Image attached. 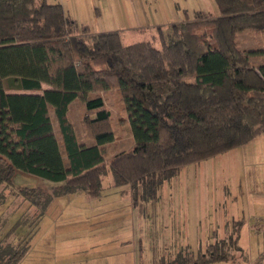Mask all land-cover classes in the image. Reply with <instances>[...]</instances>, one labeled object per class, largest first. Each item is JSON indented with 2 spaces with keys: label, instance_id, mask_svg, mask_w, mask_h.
<instances>
[{
  "label": "trees",
  "instance_id": "1",
  "mask_svg": "<svg viewBox=\"0 0 264 264\" xmlns=\"http://www.w3.org/2000/svg\"><path fill=\"white\" fill-rule=\"evenodd\" d=\"M215 2L218 16L195 12L127 45L121 31L82 29L60 3L0 0V206L10 195L21 198L10 218L24 201L40 218L52 194L98 198L109 172L134 204L155 203L184 167L264 134V49L240 42L247 33L264 39V0ZM109 94L116 95V118ZM79 100L90 145L80 143L68 115ZM121 125L131 127L134 145L106 159L104 146L118 139ZM17 171L56 186L15 189ZM233 223L235 232L210 244L198 264L241 252L243 222ZM13 228L0 238V264H19L30 250Z\"/></svg>",
  "mask_w": 264,
  "mask_h": 264
},
{
  "label": "rangeland",
  "instance_id": "2",
  "mask_svg": "<svg viewBox=\"0 0 264 264\" xmlns=\"http://www.w3.org/2000/svg\"><path fill=\"white\" fill-rule=\"evenodd\" d=\"M149 1L95 0L92 14L82 8L77 20L88 23L94 32L122 27L124 42L131 45L157 36V26L194 19L196 11L203 16L219 15L215 0ZM240 42L243 49H264V39L254 34L241 36ZM105 99L116 118V95ZM81 104L80 100L72 103L68 115L80 142L90 145L82 132ZM117 132L118 139L104 146L106 159L134 145L129 125H121ZM263 164L264 135L255 143L184 167L176 178L164 183L159 200L147 203L144 211L143 203L138 204L142 211L125 209L127 202L132 203L125 194L128 188H114L111 172L104 177V191L98 198L84 191L52 194L40 218L34 207L29 216L21 214L17 222L24 216L23 224L10 218L12 208L7 200L0 206V220H6L0 238L13 227L14 234L27 236L30 250L19 264H198L208 246L235 232L233 221L240 220L241 252L228 262L208 264H264V211L250 202L253 190L261 193L264 189ZM29 183L22 172H16L14 184L19 189L38 185ZM41 188L52 190L45 179ZM139 212L144 214L143 222ZM140 230L143 236L136 243Z\"/></svg>",
  "mask_w": 264,
  "mask_h": 264
},
{
  "label": "crops",
  "instance_id": "3",
  "mask_svg": "<svg viewBox=\"0 0 264 264\" xmlns=\"http://www.w3.org/2000/svg\"><path fill=\"white\" fill-rule=\"evenodd\" d=\"M52 1L62 4L64 6L65 10L80 25V27L82 29H89V32L91 34H97V33H102V32H111V31H123V30H125V29H121L122 27H119L117 29L107 28L106 31H96V32H94L92 30V28L89 26L88 23L78 21L77 18H80L79 15H78V13L82 10V8L89 9L90 14H92V8L94 10L93 3H95V0H52ZM96 1L97 2H101L102 0H96ZM108 1H110V2L111 1L121 2V1H125V0H108ZM136 1L137 2H140V3L141 2L142 3H148V2H150L149 0H131L132 3L136 2ZM95 11H96V8H95ZM7 93L8 94H12V95H14V94L41 95V93H39V92H26V91L15 90V89H8L7 90ZM263 135H261V136H263ZM261 136H259L255 140L251 141L250 143H253V142L255 143V142L259 141V139L261 138ZM78 140H79V138H78ZM81 144H84V143H81ZM23 174H24L25 179L30 180L31 183L32 182H36V184H38L37 187H39V186L42 187V185H43V179L42 178H39V177H36V176H32V175H28V174H25V173H23ZM31 183H29V184H31ZM50 184H51L52 187L53 186H56L55 184H53L51 182H50ZM14 187H15V189H19L17 186H14ZM127 191H128V189H127ZM127 191L125 192V194H127L126 197H127V199L131 200V197L128 195V192ZM20 199L21 198L19 196H17V195H10L9 198H8V203H11V204H10V206L8 208L9 209L12 208V205H15L16 204V201L17 200H20ZM250 202H251V206H259L264 211V189H263V191L261 193L259 192L258 189H255V191L253 190V196H252ZM21 203H22V200H21ZM142 205H143V211H144V206H147V204H142ZM138 206L139 205L134 204L133 202L132 203L127 202L125 209H129V210H141L142 211V209H139ZM32 211H33V209L31 208V206L27 202L24 201L23 202V206L18 210V212H16L14 214L13 218H15L14 219L15 222H17V220L19 219V217L22 216L21 215L22 213L25 215V214H29ZM147 211H148V209H147ZM138 215H139V218H140L141 222H143V220H144V214H143V212L142 213L139 212ZM262 218L264 219V217H262ZM127 221H130V219H127ZM116 223H117V221H116ZM136 223H138L137 218L135 219V222L133 224L134 227H135ZM119 227H121V225ZM142 236H143V230H140V235H137V239L138 240L136 241V243L141 242V237ZM137 251L138 250L136 249V251H135L134 254H137ZM112 256H116V255L111 254L110 257H112ZM122 256H119V257H122Z\"/></svg>",
  "mask_w": 264,
  "mask_h": 264
}]
</instances>
